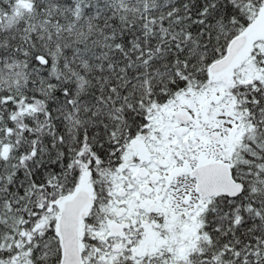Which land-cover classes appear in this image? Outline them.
Listing matches in <instances>:
<instances>
[{"label":"snow or ice","instance_id":"1","mask_svg":"<svg viewBox=\"0 0 264 264\" xmlns=\"http://www.w3.org/2000/svg\"><path fill=\"white\" fill-rule=\"evenodd\" d=\"M0 264H264V0H0Z\"/></svg>","mask_w":264,"mask_h":264}]
</instances>
